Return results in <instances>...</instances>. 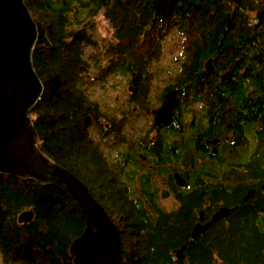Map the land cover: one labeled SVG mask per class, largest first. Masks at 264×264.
<instances>
[{"label":"trees","instance_id":"1","mask_svg":"<svg viewBox=\"0 0 264 264\" xmlns=\"http://www.w3.org/2000/svg\"><path fill=\"white\" fill-rule=\"evenodd\" d=\"M25 1L38 26L32 56L45 86L30 112L38 145L82 179L110 214L120 232L122 264H264V223H255L264 199L235 208L230 226H210L193 239L199 212L209 213L210 186L198 177L174 196L171 209H163L156 199L143 197V188L120 185L112 156L116 142L100 123L103 117L113 124L114 108L102 107L92 96L97 87L118 89L133 73L138 92L146 94L151 62L163 55L172 36L183 58L179 87L184 97L208 98L204 90L216 87V81L225 88L237 81L230 85L238 90V103L262 105L264 111V24L255 28L241 4L233 7L230 0ZM99 12L110 23L108 35L94 33ZM209 58L212 68L204 69ZM243 67L248 79L215 76ZM243 89L253 92L245 96ZM252 97L259 100H244ZM25 209L34 217L19 222ZM84 226L80 208L62 188L0 172L5 263L73 264L69 245ZM183 244L178 257L176 248Z\"/></svg>","mask_w":264,"mask_h":264},{"label":"flooded vegetation","instance_id":"2","mask_svg":"<svg viewBox=\"0 0 264 264\" xmlns=\"http://www.w3.org/2000/svg\"><path fill=\"white\" fill-rule=\"evenodd\" d=\"M230 3L233 7L241 4L238 7L244 10L246 19L255 28L263 26L264 0H230ZM182 63L180 56L170 61L163 56L154 57L147 93L138 92L133 73L130 82L126 79L127 89L121 90L123 98L113 106V124L103 117L100 123L106 125L108 134L113 135L116 142L113 159L120 185L143 188V197L161 202L163 198L173 200L174 196L183 194L201 177L210 186L213 196L209 213L204 212L202 222H208L221 207H226L228 212L210 226L224 224L228 227L235 208L240 205L248 208L249 204L264 199L263 107L238 103L235 98L238 90L231 88L237 81L226 83L227 88L216 81V87L204 90L208 98L184 97L179 87ZM205 66L204 69H208ZM244 67L240 72L215 76L218 80L222 77L248 79L250 75L244 72ZM117 87L119 89V83ZM172 90L177 97L172 119L157 122L158 109ZM241 92L247 96L253 90ZM137 99L144 102V106ZM256 99L259 100L257 97L244 100L254 102ZM96 134L99 137V133ZM121 137L124 138L119 141ZM202 170L204 173L200 174ZM200 219L199 212L197 221ZM255 223H264V209L258 211Z\"/></svg>","mask_w":264,"mask_h":264},{"label":"water","instance_id":"3","mask_svg":"<svg viewBox=\"0 0 264 264\" xmlns=\"http://www.w3.org/2000/svg\"><path fill=\"white\" fill-rule=\"evenodd\" d=\"M37 38L38 26L26 1L0 0V172L53 184L74 199L85 226L69 245L73 264H122L120 232L110 214L82 179L38 145L39 133L30 116L45 88L32 56ZM206 68H212L211 58ZM176 103V91H169L158 109L157 122L170 121ZM179 181L185 184L183 179ZM227 212L228 208L221 207L204 223V211H200L201 219L193 225L191 237L198 238ZM33 217V210L25 209L18 221ZM185 249L186 244L176 248V255L182 256Z\"/></svg>","mask_w":264,"mask_h":264},{"label":"rangeland","instance_id":"4","mask_svg":"<svg viewBox=\"0 0 264 264\" xmlns=\"http://www.w3.org/2000/svg\"><path fill=\"white\" fill-rule=\"evenodd\" d=\"M94 21L96 24L94 33H96L97 35H108L111 32L110 23L106 18H104L102 12H99L97 14ZM175 43H176L175 38H173L172 36H170L166 41V48L162 56L166 57L167 61H170L171 58L179 56V50L175 47L174 45ZM119 85H120L119 89L109 88L106 91H102L99 87H97V89L94 91L92 96L99 101L102 107H106L109 109V107H113L114 105H116V103H118L119 100H121V98H123V94L121 90L127 89L128 83L126 82V80H120ZM94 138L98 139L96 133L94 134ZM173 202L174 201L170 198H166V199L163 198L162 201L159 202V205L163 209H171L174 204ZM0 264H19V263L16 261L12 263H5L3 261L2 254L0 252Z\"/></svg>","mask_w":264,"mask_h":264}]
</instances>
